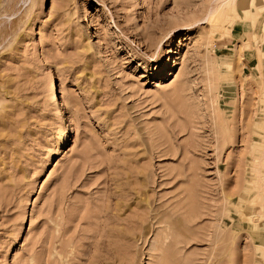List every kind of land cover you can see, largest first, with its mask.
I'll return each instance as SVG.
<instances>
[{
  "label": "rangeland",
  "instance_id": "obj_1",
  "mask_svg": "<svg viewBox=\"0 0 264 264\" xmlns=\"http://www.w3.org/2000/svg\"><path fill=\"white\" fill-rule=\"evenodd\" d=\"M229 1L0 0V264H264V0Z\"/></svg>",
  "mask_w": 264,
  "mask_h": 264
},
{
  "label": "bare ground",
  "instance_id": "obj_2",
  "mask_svg": "<svg viewBox=\"0 0 264 264\" xmlns=\"http://www.w3.org/2000/svg\"><path fill=\"white\" fill-rule=\"evenodd\" d=\"M234 1H235V0H230L228 5H231V3H233ZM234 3H235V2H234ZM216 9H217V8H216ZM214 13H215V12H214ZM214 13H209L207 19H209V20L212 19ZM207 19H206V20H207ZM206 20H205V21H206ZM209 23H211V22H209ZM59 95H60V94H59ZM57 102H58V100H57ZM63 143H64V142H63Z\"/></svg>",
  "mask_w": 264,
  "mask_h": 264
}]
</instances>
